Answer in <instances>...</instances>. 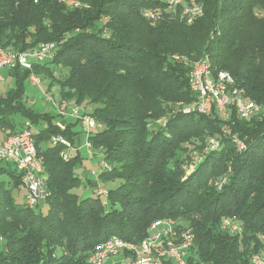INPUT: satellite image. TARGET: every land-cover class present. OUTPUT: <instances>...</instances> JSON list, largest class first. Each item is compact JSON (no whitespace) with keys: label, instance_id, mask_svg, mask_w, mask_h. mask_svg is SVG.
Masks as SVG:
<instances>
[{"label":"trees","instance_id":"16d2710c","mask_svg":"<svg viewBox=\"0 0 264 264\" xmlns=\"http://www.w3.org/2000/svg\"><path fill=\"white\" fill-rule=\"evenodd\" d=\"M73 1L79 5L0 0L4 49L21 54L55 44L53 56L34 62L31 71L9 70L15 84L0 94L6 136L26 121L33 125L48 193L36 208L18 202L13 191L25 189L21 174L11 163L0 164V264H88L112 236L139 245L152 223L170 218L195 233L187 264H254L264 255V116L246 121L235 110L224 119L215 110L184 109L199 101L189 76L204 57L216 78L227 73L248 100L264 105V0H198L203 15L190 25L167 0ZM147 11L158 19L145 17ZM32 73L49 81L47 91L59 88L60 100L85 104V114L103 127L89 137L110 168L99 179L121 181L106 197L74 192L83 186L75 171L82 157L64 159V144L52 138L62 135L75 145L78 122L61 126L57 114L24 102ZM163 117L165 126H149ZM211 136L219 148L203 153L187 174L180 167L185 145L200 140L207 147ZM236 139L245 143L243 152ZM229 169L218 191L215 182ZM228 218L242 234L223 229Z\"/></svg>","mask_w":264,"mask_h":264},{"label":"built area","instance_id":"2783aa9c","mask_svg":"<svg viewBox=\"0 0 264 264\" xmlns=\"http://www.w3.org/2000/svg\"><path fill=\"white\" fill-rule=\"evenodd\" d=\"M67 7L78 6L79 3L73 0H59ZM169 5L179 11L178 16L187 24H192L203 15V6L198 0H167ZM156 12L147 11L145 17L156 21ZM55 51V44L47 43L28 53L16 54L4 49L0 45V69L8 70L20 67L31 71L34 62H44ZM179 61H187L185 57H176ZM2 77L0 76V81ZM191 90L199 96V101L192 107L184 109L185 113L197 112L203 115H210L214 110L224 119L229 117L231 110H235L240 119L250 121L254 118L264 116V105L248 100L241 90L234 86V82L227 73H220L216 78L212 72L209 57H204L195 62L189 76ZM29 83L41 88L42 79L32 73L28 79ZM45 100L51 103L53 109L60 111L61 115H68L76 119L82 126V131L87 137L86 147L91 149L89 137L96 129L97 123L92 116L86 115L81 107L72 108L68 112L66 102L56 100L53 96L45 93ZM63 103V104H62ZM57 111V110H56ZM24 128L16 133L6 136L0 142V164L11 163L21 174L22 185L27 191L26 204L30 208H36L45 202L48 193L44 186L43 166L37 154L32 124L29 121L24 123ZM62 143L67 145V140L61 135L52 138V144ZM234 144L238 152H243L246 145L240 139H236ZM220 146V141L212 139L206 147L205 153L215 151ZM66 154L64 159H68ZM104 170H109L106 163L101 164ZM194 167H192V171ZM231 169L228 175L217 180L215 187L222 190L228 182ZM98 195L107 196L106 189L98 188ZM223 229L229 230L233 234H242V228L233 219H225ZM0 237V245L3 243ZM195 241V233L192 228H182L175 219H162L154 222L149 230L148 236L139 244H132L123 241L117 236H112L103 244L98 246L89 256L88 264H104L107 260L115 258L128 251L135 255L128 264H163L164 261H172L174 264H187L185 257ZM254 264H264V255L257 256Z\"/></svg>","mask_w":264,"mask_h":264},{"label":"rangeland","instance_id":"374dc122","mask_svg":"<svg viewBox=\"0 0 264 264\" xmlns=\"http://www.w3.org/2000/svg\"><path fill=\"white\" fill-rule=\"evenodd\" d=\"M261 15H263V14L261 13ZM54 53L55 52L51 53L50 57H52ZM0 76L2 77V80L0 81V90L6 89V91H7L8 89L13 88V86L15 84V79L9 75V70L7 68L1 69ZM48 82L49 81H46V80L43 81L42 80L41 88L32 86L29 83V81L26 82L25 87H24L25 88L24 102H26V103L28 102L30 105H33L34 108L36 110H38L39 112H50V110H52V112H50V113L57 114L59 121L61 120L63 122L67 121L66 118L70 117V116L68 115V113H67V115H62V114L60 115L58 113V111H60V110H58L57 108H56L57 111L55 109H53L51 103H49L45 100V96H44L45 93L53 96L56 100H59L61 102H66L65 104L68 105V112L72 108H75V107H81L82 109H84L85 104L84 105H82V104L81 105H79V104L75 105V103L73 101L60 100L59 99V95H60L59 94V88H57V87L47 91L46 88H47ZM87 107H88L87 108L88 111L92 110V106L87 105ZM71 118H73V117H71ZM166 120H167V117H163V118L158 119L157 121H150L149 126L150 127H155V125L165 126ZM16 121L23 122L24 120L22 117L17 116ZM72 123L73 124L77 123L75 118H73ZM61 126H64L63 123L61 124ZM73 128H74L75 132L80 133L79 136H84L83 131H82V126L79 123L76 124ZM100 129H103V127L96 126L95 130H100ZM212 138H215V137L211 136V137L207 138L208 139L207 141H209ZM86 141H87V137L84 141V145L82 144L83 146L81 144H79L81 142L80 140L79 141L77 140L75 142V145H71L67 141V145H63L64 150L61 152V156L64 158L65 155L68 154L69 157H75L77 155H80L82 157V160L76 166L75 171H76V174L81 178L84 186H87V185L89 186L92 183L94 184V182H96L99 185V187H102V189L105 188L107 191L112 190V189H116L121 183L120 180H116L114 182H109L107 184H103L100 182L99 176L103 173V168H102L101 164L105 163V161L102 159L101 151L98 149H95L92 146L90 139H89V141L91 143V149L88 150V148L86 147ZM200 142H201L200 140H194V142H192V143L189 142L188 144L185 145V147H187L186 149L188 151H187V155L183 159V163L180 167L183 170H185V172L187 174H191L192 167H195V165H197L199 163V161L202 158L201 156L203 155V153H205V150H206L205 146H206L207 142L205 141L204 146H202ZM77 149H79V150H77ZM79 151L81 154H79ZM96 190H98V188ZM74 192H77L78 194H80V196L82 195L83 197H86V195H87L86 192L84 193L82 191V187L78 190H75ZM22 195H23L22 192L19 190L13 191V196L16 198V200L18 202H21V196ZM177 221L180 225H182V226L185 225L183 220L178 219ZM184 227L190 228L187 225ZM0 237H3V236L0 235ZM122 254H123L122 255L123 259L120 257H115L114 259L112 258L114 261V264H127V262L129 260H131L132 257L135 258V255L128 252V251H125ZM119 256H121V255H119ZM124 259L127 260V262L124 261Z\"/></svg>","mask_w":264,"mask_h":264},{"label":"crops","instance_id":"0c3cea01","mask_svg":"<svg viewBox=\"0 0 264 264\" xmlns=\"http://www.w3.org/2000/svg\"><path fill=\"white\" fill-rule=\"evenodd\" d=\"M3 69H5V68H3ZM0 72H1V69H0ZM9 90V89H8ZM7 90V91H8ZM6 91V89H1L0 90V94H2V93H5V92H7ZM87 111H88V109H86ZM50 112H52V110H50ZM88 112H90V111H88ZM55 113V112H54ZM67 119V121H59L58 120V123L61 125L62 123H63V125L65 126L66 124H73L72 123V121H73V118H71V117H67L66 118ZM84 134V133H83ZM85 136V137H84ZM84 136H79L78 135V137L76 138V141L78 140H80L81 142L79 143V144H83L84 145V141H85V139H86V135L84 134ZM6 137V135H5V132L0 128V142L4 139ZM84 138V139H83ZM82 145V146H83ZM81 147V146H80ZM77 150H79V149H77ZM79 154H81L80 153V151H79ZM97 188H102V187H99V185L96 183V182H94V184L92 183L91 185H87V186H82V191L85 193H87V195H86V197H89V196H92V195H94V193H95V191H97L96 189ZM103 189H105V188H103ZM21 192H22V196H21V200L23 201V202H26V195H27V191L25 190V189H22L21 190ZM85 195V194H84ZM117 257H120V258H122L123 259V257H122V255L121 256H117ZM114 259V258H113ZM113 259H110V260H107L104 264H114V261H113ZM124 261H126L127 262V260H125L124 259ZM129 263V262H128ZM127 263V264H128Z\"/></svg>","mask_w":264,"mask_h":264}]
</instances>
